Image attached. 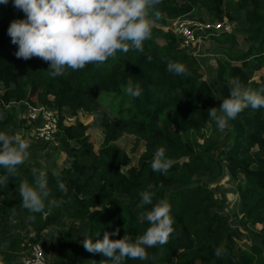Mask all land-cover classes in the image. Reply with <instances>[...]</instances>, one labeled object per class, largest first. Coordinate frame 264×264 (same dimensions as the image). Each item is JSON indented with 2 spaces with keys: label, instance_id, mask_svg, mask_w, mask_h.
Masks as SVG:
<instances>
[{
  "label": "trees",
  "instance_id": "1",
  "mask_svg": "<svg viewBox=\"0 0 264 264\" xmlns=\"http://www.w3.org/2000/svg\"><path fill=\"white\" fill-rule=\"evenodd\" d=\"M194 13L204 21L226 20L234 28L210 33L200 55L170 27L178 17L194 19ZM23 17L11 0L0 5V112L5 115L0 131L19 130L17 119L28 106L55 110L52 142L66 157L62 167L48 158L36 168L32 158L42 156L43 149L33 148L0 188V264H16L34 242L46 255L52 252L50 264H101L108 258L85 250L84 237L94 242L118 228L110 239L135 238L148 226L142 213L160 200L171 206L168 242L147 248L146 260L126 258L124 264H264V108H245L228 120L229 139L221 146L192 137L211 120L208 112L218 100L212 83L238 80L246 89H264V77H253L264 70V0H160L149 9L154 24L142 51L118 50L103 63L75 71L65 67L58 77L50 76L41 58L14 55L17 46L6 29ZM168 61L182 63L186 72H167ZM135 82L142 88L137 98L125 92ZM103 93L112 94L104 108ZM80 114L94 115L103 134L99 147ZM68 116L73 119L67 121ZM21 121L36 125L28 118ZM124 135H133L131 151L143 143L136 165H130L129 151L118 143ZM160 147L172 161L165 173L150 167ZM39 171L48 175L50 195L44 211L30 214L21 207L18 185L32 182ZM197 173L207 179H197ZM224 179L228 190L220 186ZM61 183L66 190H60ZM149 184L152 204L144 205L139 193ZM228 193L237 200L231 209ZM52 235L55 241L43 245Z\"/></svg>",
  "mask_w": 264,
  "mask_h": 264
},
{
  "label": "clouds",
  "instance_id": "2",
  "mask_svg": "<svg viewBox=\"0 0 264 264\" xmlns=\"http://www.w3.org/2000/svg\"><path fill=\"white\" fill-rule=\"evenodd\" d=\"M9 0H0V5ZM160 0H11L12 6L23 12L24 17L10 21L6 33L15 44L14 55L24 60L41 58L48 63L49 74L58 77L65 67L71 70L83 69L87 64L103 63L107 58L130 49L143 50V42L150 38L154 19L149 9ZM158 18L159 13H155ZM166 71L180 75L186 72L182 63L168 61ZM126 94L140 97L142 88L138 82L125 88ZM219 107H212L208 116L218 130L223 131L228 120L234 119L245 108H264V89L244 88L238 80L232 82L229 94L220 98ZM5 119L0 112V121ZM29 141L20 134L0 131V188L15 177L17 167L29 157ZM172 161L165 156L163 147L155 151L150 167L153 172L165 173ZM61 191L65 185H59ZM21 207L31 213L45 210L49 197L48 175L45 171L34 173L32 182L21 181L18 185ZM152 185L139 193L144 205L152 204ZM52 201H48L51 203ZM171 206L167 200H160L150 210L142 213L148 226L135 238L124 234L115 237L119 229L105 231L102 239L82 240L85 250L107 257L101 264H124L125 259L144 261L148 258L147 248L165 245L173 232ZM29 218H32L31 216ZM217 256L220 250L217 249Z\"/></svg>",
  "mask_w": 264,
  "mask_h": 264
},
{
  "label": "rangeland",
  "instance_id": "3",
  "mask_svg": "<svg viewBox=\"0 0 264 264\" xmlns=\"http://www.w3.org/2000/svg\"><path fill=\"white\" fill-rule=\"evenodd\" d=\"M194 19H192L195 23H196V27L197 29L195 30V32L197 33V41L195 43H192L191 45H188L195 53H198L200 54L201 50H202V47L203 45L205 44V40L210 36V33L212 32L211 30H203L199 27V24H201L202 22H204V20L200 19V17H198L197 13H194ZM191 19V18H190ZM209 22V21H207ZM212 22V21H211ZM234 26L230 24V28L229 30L233 29ZM242 37H243V34L242 33H239L237 38L238 40L242 43ZM210 40H212L210 38ZM209 42H207V45H208ZM209 49H210V46H207ZM201 55V54H200ZM253 77L255 79H258L260 80L262 77H264V70H261V71H256L254 74H253ZM213 87H215V91L218 95V100H217V103L215 105V107H219V104L221 103V100L220 98H225L228 96L229 94V89L231 87V85H229L227 82L225 83H222V84H213ZM111 97H112V94H106L103 93V95H101V100H102V104H103V108L104 107H107L110 102H111ZM80 119L84 122V123H88V133H89V136H90V140L93 142V144L95 145V148L99 147L102 143V139H103V134L101 133V129H99V126L95 120V117L94 115L92 114H80L79 115ZM98 117V116H96ZM21 118H26V110H25V113L24 114H20V116L18 117L17 119V126L16 127H19L20 125H22L20 128H17L19 130H15L14 127H10L9 129L8 128H4L3 131L6 132L7 134H12V132H14L13 134H20L22 136V138H25L26 140L29 141V144H30V147L28 149L31 150L33 148L35 149H43L41 151V154L42 156L40 157H37V158H32L33 162L32 164L34 165V167H39V163H45V161L48 162V158H53V164L57 167H62L64 165V160H65V154L63 152H58L56 150V148L54 147L55 144L52 142V141H42V140H39L35 137V134H34V127L35 125H31V124H28V121L26 122V125L25 123H23L21 121ZM229 124L227 123L226 124V127L224 128L223 131L221 130H218L216 128V125L215 123L210 120L206 126H204L203 128H201V130L199 132H194V134L192 135V137H195L196 139H199L200 141H210V142H215V144L217 146H221L223 145L224 143H226V141L229 139ZM16 131V132H15ZM19 131V132H18ZM118 143L123 146L127 151H129L130 153V157H131V163L130 165H136L137 162H138V159H139V156L141 154V152L144 150V146H143V143L141 142L134 150H130L133 146V135H124L122 136L119 140H118ZM220 148V147H219ZM217 148V150L219 149ZM122 170H126V168H122ZM196 177L197 179H200V180H205L207 179L205 174L204 173H197L196 174ZM225 182H221V184H223L224 186L220 185L224 190H228V186H229V183L226 179H224ZM223 190V192H225ZM220 193V195L223 194ZM226 193H224L225 195ZM227 204H228V209H231L234 207V205H236V196L234 195H231V194H227ZM56 231V232H55ZM55 234H58L60 233V230L57 229L55 230ZM53 232V233H54ZM54 235L50 236L48 239L43 240V245H48V243H53L54 240ZM47 256V259L49 261H52L53 259V255H52V252L49 251L48 254L46 255Z\"/></svg>",
  "mask_w": 264,
  "mask_h": 264
},
{
  "label": "built area",
  "instance_id": "4",
  "mask_svg": "<svg viewBox=\"0 0 264 264\" xmlns=\"http://www.w3.org/2000/svg\"><path fill=\"white\" fill-rule=\"evenodd\" d=\"M170 27L173 32L179 36L184 44H192L197 41L196 23L185 17H178L171 21ZM203 30H211V33L218 31H228L230 24L226 20L222 21H204L199 24ZM26 118L35 121L34 127L35 137L42 141H52L56 131L57 113L55 110L37 105L28 106L26 110ZM73 117L68 116L67 121H71ZM16 264H50L47 259L44 248L40 242L30 244L27 254L18 260Z\"/></svg>",
  "mask_w": 264,
  "mask_h": 264
}]
</instances>
